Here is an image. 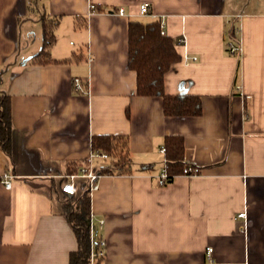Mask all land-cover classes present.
<instances>
[{"label": "crops", "instance_id": "1", "mask_svg": "<svg viewBox=\"0 0 264 264\" xmlns=\"http://www.w3.org/2000/svg\"><path fill=\"white\" fill-rule=\"evenodd\" d=\"M43 18L55 25L53 60L33 62ZM156 20L181 56L165 93L201 96L200 115H166L162 97L137 93L129 23ZM0 93L13 128L11 156L0 147V264H69L83 179L73 196L61 185L102 134L127 137L130 172L102 175L91 193L106 241L95 264H264V0H0ZM173 134L201 172L159 185Z\"/></svg>", "mask_w": 264, "mask_h": 264}, {"label": "trees", "instance_id": "2", "mask_svg": "<svg viewBox=\"0 0 264 264\" xmlns=\"http://www.w3.org/2000/svg\"><path fill=\"white\" fill-rule=\"evenodd\" d=\"M44 43L42 49L32 57L33 62L53 60L49 49L56 40L54 23L43 18ZM128 66L137 73V93L143 96H160L163 111L171 116H195L202 112L201 96L189 93H165L164 77L171 66L180 61L175 41L161 34L160 21L129 23ZM65 61L71 58L64 59ZM11 99L0 93V147L11 156L12 147ZM93 150L109 155V162L96 167L104 174L128 173L130 161L127 137L114 134L94 135ZM164 164L170 174L180 173L188 163L184 161L185 143L181 135H168L165 139ZM74 167L69 173L78 172ZM82 193L69 204V219L78 240V248L71 251L69 264H90L92 249L90 234L91 193L89 184L82 181Z\"/></svg>", "mask_w": 264, "mask_h": 264}, {"label": "built area", "instance_id": "3", "mask_svg": "<svg viewBox=\"0 0 264 264\" xmlns=\"http://www.w3.org/2000/svg\"><path fill=\"white\" fill-rule=\"evenodd\" d=\"M92 8L95 7V5H91ZM150 3L149 2H144L140 4V13L146 14L149 11ZM118 13L123 15L124 14V9L119 8ZM161 34L165 35V27L163 24H161ZM180 41L183 42L184 39L180 38ZM229 50L231 53H241V45L239 42H234V43H229L228 45ZM194 60L197 59V57H193ZM74 86L77 91L83 89V81L76 77L74 79ZM161 151L164 153L165 152V147L161 148ZM95 158H101L103 160H108L109 155L105 152H100L93 150L91 148V151L89 155L86 158V161L83 163L81 167H79L78 172L76 173H69L67 174L65 182L61 185V192L65 195L73 196L77 193V183H78V178L83 179V181L87 182L89 184V189L90 193L93 191L97 190L99 187V179L102 176L101 173L96 171V167L93 164V161ZM201 172V167L195 164H186L183 168V170L179 174L187 175V176H192V175H198ZM177 174H170L166 168V165H164V168L162 171L156 176L157 182L159 185H164L167 182H169L172 178H174ZM14 176L12 175H4V183L5 185L10 188L12 185V178ZM241 217H245L246 213L243 212L239 214ZM101 225H103L104 220H100L99 222ZM246 225L242 226L240 228L241 233L246 232ZM90 234H91V242H92V249H91V254H90V264H95V259H102L105 256L106 253V241L102 238H100L98 241L96 240V235H95V225L92 216H90ZM95 244L98 246L95 249ZM213 251V248L211 246L207 247V252L209 255H211Z\"/></svg>", "mask_w": 264, "mask_h": 264}]
</instances>
